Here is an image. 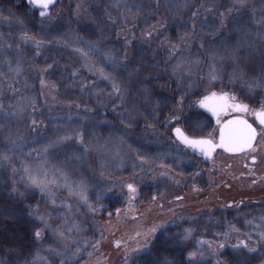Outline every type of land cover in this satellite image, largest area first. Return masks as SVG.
I'll return each mask as SVG.
<instances>
[{"label": "rangeland", "instance_id": "1", "mask_svg": "<svg viewBox=\"0 0 264 264\" xmlns=\"http://www.w3.org/2000/svg\"><path fill=\"white\" fill-rule=\"evenodd\" d=\"M171 2L173 0H69L52 10L51 19H45L43 24L38 15L35 19L29 11L20 18L9 8L0 7V104L3 105L0 151L5 149L9 138L18 141L15 151L9 153L12 163L0 165V196L15 201L36 196L30 212L45 216L52 226L45 230L37 248L43 251L51 246L64 252V256L59 257L43 251L50 264H61L62 260L63 264H140L141 258L146 259L148 247H142L139 252L132 249L137 244H147L144 233L156 224L163 227L149 237L161 235L174 239L175 246L184 244V264H227L219 257L220 243L225 244L223 249L239 250L242 247L235 249L233 245L238 240H247L251 234L249 243L256 246L257 233L264 230V207L253 216L240 220L232 217L228 223L215 215L217 219L210 221V228L206 229L199 228V219L213 218L215 209L219 210L224 202L165 201L182 194L198 195L216 186L221 178L215 172L216 167L240 171L237 166L242 159L230 164L218 158L213 161L215 168L210 172L179 174V167H186L187 158L177 157L181 148L172 141L173 123H169V117L177 112L181 123L186 121L191 129L197 128L193 122L195 114L187 109L199 95L210 91H232L251 107L258 108L264 102V88L249 93L243 81L232 80V70L221 67L226 60L237 57L239 39L234 36L245 28L239 25L242 24L239 18L250 17H246V23L249 22L246 26L253 28L247 29L257 32L264 3L247 0L245 7L229 13L235 0H198L203 8L222 16L219 24H213L204 17L202 8H196L198 15L193 16L188 11L184 19L178 21L177 16L181 17L182 10L185 12V5L171 7ZM189 17L192 20L189 21ZM173 21H176L174 25ZM24 32L44 43L37 48L31 40L23 42ZM222 35L229 40L216 38ZM181 36H185L183 44ZM214 38L217 43L213 42ZM170 44L184 50L173 55ZM89 45L98 47L100 52L85 57L75 51L76 48L87 50ZM106 53L120 61L115 68ZM213 53L220 78L209 87L207 73ZM181 58L185 60L182 76L179 69L173 73V66ZM196 60L200 61L198 65L193 63ZM89 64L111 72L126 88L123 102L113 93L108 81L98 72L94 74L95 69L90 70ZM17 67L19 73L15 71ZM130 72H134L131 77ZM257 73L259 77L260 72ZM41 79L48 85L55 84V89L42 88ZM174 121V124L179 122ZM64 136L72 138L52 144ZM185 155L188 156L186 152ZM24 167L60 168L68 174L70 182L83 180L88 185V203L60 187L54 189L57 203L53 205L47 194L28 187L21 179ZM162 172L168 175H159ZM127 183L135 184L138 189L132 209L128 205ZM61 201L66 204L61 205ZM105 201L120 202L133 214L139 205L143 211L148 210L147 214L151 210L156 213L150 217L143 215L136 231L141 236L133 247L123 253L125 249H119L109 260L101 256L93 258L92 247L102 235L98 229L102 217L109 212L116 213V210L106 212ZM89 204L96 210H89ZM31 216L43 227L40 220ZM73 225H79L80 231L66 232L69 239L65 247L53 229L59 226L66 231ZM233 226L238 231L232 230ZM187 229H192V235L185 240ZM200 241L210 242L211 247L208 243L201 246ZM256 247L257 251L246 252L257 254L258 264H264V245ZM191 252L197 255L190 260ZM31 259V255L12 262L2 258L0 264H25Z\"/></svg>", "mask_w": 264, "mask_h": 264}, {"label": "snow or ice", "instance_id": "2", "mask_svg": "<svg viewBox=\"0 0 264 264\" xmlns=\"http://www.w3.org/2000/svg\"><path fill=\"white\" fill-rule=\"evenodd\" d=\"M262 3H264V0H261ZM247 3V0H235L234 8L229 9V13H231L233 10L239 11L240 8L245 7ZM56 0H27V7L29 12L32 15H36L38 13V16L40 18L41 23L43 24V21L45 19H51V9L55 6ZM238 5L239 7H236ZM119 6V5H117ZM79 5L77 8L79 9ZM198 15V13H193V16ZM257 23L261 26L262 29H264V14H261L260 19L257 21ZM193 25V29H194ZM155 30V29H154ZM151 33H149L150 35ZM23 42H28L31 40L37 48L41 46L44 41L37 40L34 37L28 36L27 32H24V35L22 37ZM185 42V36L180 37V43ZM203 46V45H202ZM10 47V46H9ZM171 54L175 55L179 52H182L184 49L180 48L176 44H170L169 45ZM75 51L79 52L82 56H89V55H96L100 52L98 47L89 45L87 47V50L82 48H76ZM107 56L108 61L112 64L113 68L117 66V64L120 63V61L112 55L111 53L104 54ZM213 55V61L209 66V72L207 73V82L209 87L212 86L213 82L217 81L220 78V71L216 68L215 65V53ZM125 59H127V52H125ZM199 60L194 61V64H199ZM90 70L95 69V72H98L100 77L106 81H108L111 84L113 93L117 94L118 99L123 102L124 96L126 92V88L122 87L120 83L116 81V78L112 76L111 72H105L103 68H95L94 64L88 65ZM185 66V60L181 58L180 61L177 62L173 66V73L176 74L177 70H180V75H183V70ZM11 70V65H9ZM51 67V65H49ZM17 73H19L20 69L17 67L15 69ZM45 71V70H42ZM138 71V69L136 70ZM190 71V67H189ZM134 72H130L129 76H133ZM232 80H240L244 82V86L247 87L248 92H253L256 88H264V68L261 69V75L259 77H256L253 75V78L251 80L246 79V73L242 70H235L231 74ZM41 87H50L51 89H55V84L48 85L46 81L41 79L40 81ZM191 87V85H189ZM145 91H147L145 89ZM183 96L181 97L180 104L183 105ZM199 108H202L206 110L208 113H211L212 117H215L216 124L219 126V141L216 142L214 138L212 137H195L191 136L186 131L177 126L174 127L175 137L180 142V144L184 145L185 148L191 149L194 153L199 152V154L205 158L211 159L212 153L215 151L216 148H222L226 152L229 153H247L248 156L251 158L252 164L254 165L256 163L257 157L255 153L259 149V143H258V135L260 136L261 140H264V102H261L259 107H250L249 104L244 103L243 101L238 100L237 96L235 94H230L224 91H221L219 93L215 91H210L207 94H202V98L198 99L195 102ZM3 108V105L0 104V109ZM22 111V109H21ZM230 113H239L241 115L234 116L227 120H222V116H227ZM16 113H13L15 115ZM251 115L254 119L253 122L250 123L249 120L246 118L247 116ZM180 119L179 114L177 112H174L169 117V123H171L173 120L178 121ZM254 123L258 124L259 126V133L257 130V127H254ZM36 124V121L33 120V125ZM72 137L70 136H64L57 141L52 142L53 145L61 143L64 140H69ZM80 143L83 144V137H80ZM18 144L17 140L8 139V143L5 146V149L3 151H0V165H3L5 162L11 164L12 163V157L9 155V153H12L15 151V148ZM52 146V145H50ZM44 152H47V147H45ZM46 163V161H45ZM247 167V165H245ZM13 172H16V169L13 168ZM159 175L166 176L168 175L167 172H162ZM21 179L25 180L26 185L28 187H31L33 189H38L40 193L47 194L49 199L51 200L52 204L55 205L57 203L56 198L54 196V189L55 188H66L69 192V195H77L81 201L84 203H88V185L81 180L78 183H72L69 181L68 174L60 168H53L48 169L47 167H37L35 169L30 167H24L22 170ZM256 181L254 180L253 183ZM178 183V182H177ZM127 196H128V205L129 209L133 208L132 202L137 198L138 195V189L135 184L133 183H127ZM111 188H109V191ZM15 187L13 188V192H15ZM100 197L98 196L97 199ZM153 200L156 199L155 196L152 197ZM177 200L183 199V197L177 196ZM66 204V201H61V205ZM69 208L71 205H67ZM89 210L95 211L96 209H93L92 206L88 205ZM100 208L102 209L103 206L101 205ZM29 215L35 216L38 220L41 221L43 224V227L37 228V230L34 233L35 240L34 243H42L43 240V233L45 230L51 228L52 226L48 224L45 216L41 215L38 212H30ZM109 217H111L112 213H108ZM116 215L119 217L120 215V209H116ZM264 220V218H262ZM251 223V221L249 222ZM163 225L156 224L152 228H150L147 233H144L145 239L149 236L154 235L157 230L162 228ZM73 230L80 231L79 225H73L70 228H67L65 230H61V228L58 226L53 229L54 235L58 237L60 241H63L65 244V247H67V241L69 239V236L66 234L71 233ZM232 230L238 231L235 229V227H232ZM192 235V229L185 230V234L183 236V239L187 240L190 239ZM227 235V234H226ZM258 239L256 240V246L264 245V230H261L257 233ZM136 236H141L140 232L136 233ZM251 240V234H249L247 240H238L237 244L233 245V248L239 249V248H245L249 252H255L257 251V247L253 246L249 243ZM201 246L208 243L209 247H211L210 242L207 241H200L199 242ZM97 244H93L92 247L96 248ZM116 246L119 248L121 246V241L116 242ZM142 247H147V244H144L141 246L140 244H137L136 247L132 249L134 252L141 251ZM225 247L224 243H220L218 245V249H223ZM218 249H213L214 252H216ZM80 249L77 248V252ZM43 251L48 252L50 255H56L59 257L64 256V252L59 251L51 246L49 248L44 249ZM43 251L39 248L35 250V252L30 253L32 256L31 260H27L25 264H50V261L48 260V256L43 255ZM125 251L127 252L128 249L125 247ZM196 252L189 253L190 260L194 257H196ZM127 259V257H126ZM61 264H63V260L61 261Z\"/></svg>", "mask_w": 264, "mask_h": 264}, {"label": "trees", "instance_id": "3", "mask_svg": "<svg viewBox=\"0 0 264 264\" xmlns=\"http://www.w3.org/2000/svg\"><path fill=\"white\" fill-rule=\"evenodd\" d=\"M66 1L69 0H57L50 11L60 7ZM182 3L185 5V12L182 10L181 17L178 14V21L183 20L188 11H191V15H193L198 10L196 8H202L205 11L204 17L209 18L213 24H219L222 20L220 14L210 8H203L198 0H173L169 5L171 4V7H179ZM0 7L9 8L20 18L29 11L27 0H0ZM37 15L32 16L37 19ZM155 16L157 17V14ZM173 16L174 13L172 14ZM246 17L239 18V22L242 23L239 25H245V28L241 33H237L238 35L235 34L234 36V39H239L236 51L237 57L226 60V63L224 65L221 64V67L232 71L242 70L246 73V79L251 80L253 75L257 77L259 74L257 72H260L261 75V69L264 68V29L258 24L256 25L257 32L256 30L253 32H251V29L248 30L247 27L253 28V26H246L249 23H246ZM189 18V21L192 20V17ZM249 18L247 17V19ZM174 22L176 21H173V25ZM192 23L194 22L192 21ZM223 37L222 35L216 38L221 39ZM228 38L224 37L223 39ZM214 40L213 42H216L215 38ZM35 198L36 196L32 195L23 201H15L11 198L0 196V259L4 258L12 262L30 255L38 247V243H34V233L41 225L29 215L30 207L36 203ZM105 203L108 205L106 212L120 209V215L118 217L116 213H112L111 217L109 215L102 217L98 228L102 235L96 241L98 244L93 249V258L101 256L109 260V258H112V254L118 252L119 249L132 248L133 243L139 238L135 236L136 231H138L137 222L142 220L143 215L150 217V215H155L156 213L151 210L147 214L148 210L143 211V208L139 205L133 214L128 212L120 202L105 201ZM117 241H121L119 248L116 246ZM144 242H147L149 252L146 254V259H144L145 257L140 259V264H184L185 251L182 248L184 244L178 243L175 246L176 241L174 239L164 238L161 235H155L153 238L148 237ZM123 252L125 250H122L121 253ZM219 257L227 264H258L259 260L257 254L247 253L242 248L239 250L222 249Z\"/></svg>", "mask_w": 264, "mask_h": 264}, {"label": "flooded vegetation", "instance_id": "4", "mask_svg": "<svg viewBox=\"0 0 264 264\" xmlns=\"http://www.w3.org/2000/svg\"><path fill=\"white\" fill-rule=\"evenodd\" d=\"M38 14V13H37ZM217 92V91H215ZM221 92V91H219ZM217 92V93H219ZM230 94H235L232 91H224ZM238 100L242 101L240 97L235 94ZM202 98V94L197 97V99L193 102V106L190 107L191 113L193 115V122L197 124V128L195 131L191 129L186 121L182 123L179 121L178 123L174 124V120L172 121L173 127H171V136L172 141L181 149L178 151L177 157L182 159H186L187 165L184 167L183 165L179 167V174L182 175H192L196 172H210L213 168H215L214 160L218 159L222 162L227 161L232 163L235 159H242L240 161V171L233 170L231 171L229 168L216 167V174H219L221 177L214 187H209L210 189L205 190L201 194H182L180 197H183L181 200H177L176 197L171 199H166L168 203H172L174 201H222L224 203L223 206H220L219 210L213 212V218H203L199 219L200 224L198 225L199 228H210V224L212 220L215 218L222 219L225 223L231 222L230 218L237 216L236 220L242 219V217L253 216L254 212L259 210L260 208L264 207V140H261L260 136L258 135V143L259 149L255 153L257 160L256 163L253 165L251 158L248 156L247 153H229L226 152L222 148H216L215 151L212 153V158L208 159L199 154V152H193L191 149L185 148L184 145L180 144V142L174 136V127H181L183 128L186 133L191 136L195 137H212L215 139L216 142L219 141V126L216 124L215 117L211 116V113H208L206 110L199 108L198 105L195 103L198 99ZM248 104V103H247ZM251 107V105H249ZM241 115L239 113H230L227 116H222V120L230 119L234 116ZM250 123L253 122V117L251 115L246 117ZM187 120V118H186ZM254 127H257L259 133V126L258 124L254 123ZM187 153V157L185 155ZM247 165V167H245ZM222 168V169H221ZM219 170V171H218ZM256 181L253 183V181ZM212 190V192H211ZM250 202V204L246 203ZM248 204V205H245ZM213 205V202H212ZM253 213V214H252ZM218 216L216 218V216ZM222 217V218H220ZM207 221V223H206ZM211 221V222H210ZM208 222H210L208 224ZM232 248V247H231ZM245 249V248H244ZM245 251L248 252L246 249Z\"/></svg>", "mask_w": 264, "mask_h": 264}, {"label": "water", "instance_id": "5", "mask_svg": "<svg viewBox=\"0 0 264 264\" xmlns=\"http://www.w3.org/2000/svg\"><path fill=\"white\" fill-rule=\"evenodd\" d=\"M56 2H57V0H56ZM174 136H175V132H174ZM176 138V137H175Z\"/></svg>", "mask_w": 264, "mask_h": 264}]
</instances>
